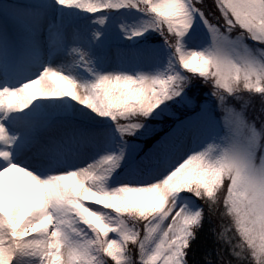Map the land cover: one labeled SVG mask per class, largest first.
<instances>
[{
  "label": "snow or ice",
  "instance_id": "1",
  "mask_svg": "<svg viewBox=\"0 0 264 264\" xmlns=\"http://www.w3.org/2000/svg\"><path fill=\"white\" fill-rule=\"evenodd\" d=\"M0 264H264V0H0Z\"/></svg>",
  "mask_w": 264,
  "mask_h": 264
}]
</instances>
